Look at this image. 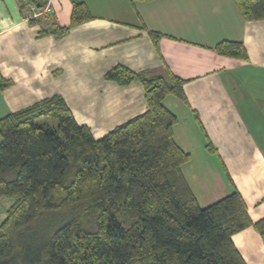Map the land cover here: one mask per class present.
Segmentation results:
<instances>
[{
	"label": "trees",
	"instance_id": "1",
	"mask_svg": "<svg viewBox=\"0 0 264 264\" xmlns=\"http://www.w3.org/2000/svg\"><path fill=\"white\" fill-rule=\"evenodd\" d=\"M48 2L20 3L28 24L40 27L37 38L59 39L94 18L83 3L73 4L65 26L49 12L30 17V5ZM234 2L244 21L264 22V0ZM149 35L155 45L163 36ZM214 50L247 60L240 42ZM165 71L106 72L118 86L139 83L146 110L99 139L59 95L0 118V198L12 200L0 224V264H246L232 236L249 227L264 235V218L250 219L236 188L199 206L181 170L189 154L173 139L177 119L162 104L167 95L187 103L184 80ZM11 85L0 75V92Z\"/></svg>",
	"mask_w": 264,
	"mask_h": 264
},
{
	"label": "crops",
	"instance_id": "2",
	"mask_svg": "<svg viewBox=\"0 0 264 264\" xmlns=\"http://www.w3.org/2000/svg\"><path fill=\"white\" fill-rule=\"evenodd\" d=\"M21 2L0 0V75L12 82L0 92V118L59 95L99 139L146 110L139 83L121 87L106 72L168 69L184 80L187 103L167 95L162 104L177 119L173 139L189 154L181 170L199 206L236 188L250 219L264 218L263 21H244L234 0H50L58 25H68L74 3L94 18L59 39L37 38ZM149 31L163 35L157 45ZM222 41L242 43L247 60L216 53ZM232 242L246 264H264V235L253 227Z\"/></svg>",
	"mask_w": 264,
	"mask_h": 264
},
{
	"label": "rangeland",
	"instance_id": "3",
	"mask_svg": "<svg viewBox=\"0 0 264 264\" xmlns=\"http://www.w3.org/2000/svg\"><path fill=\"white\" fill-rule=\"evenodd\" d=\"M258 90L261 91V93L262 92L264 93V86L260 85L258 87L257 91ZM40 121L46 122V123L50 124L51 126H56L57 125V121L53 120V119L42 118ZM11 202H12V200L9 199V198H0V224L4 220V218L6 216L7 208L9 207Z\"/></svg>",
	"mask_w": 264,
	"mask_h": 264
},
{
	"label": "built area",
	"instance_id": "4",
	"mask_svg": "<svg viewBox=\"0 0 264 264\" xmlns=\"http://www.w3.org/2000/svg\"><path fill=\"white\" fill-rule=\"evenodd\" d=\"M49 2L44 6V7H37L35 5H30L28 7V11L30 13V17L34 18V17H38L42 14L48 13L49 12Z\"/></svg>",
	"mask_w": 264,
	"mask_h": 264
}]
</instances>
